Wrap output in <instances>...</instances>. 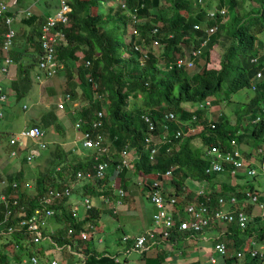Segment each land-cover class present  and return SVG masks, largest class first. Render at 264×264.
I'll use <instances>...</instances> for the list:
<instances>
[{
    "label": "trees",
    "instance_id": "trees-1",
    "mask_svg": "<svg viewBox=\"0 0 264 264\" xmlns=\"http://www.w3.org/2000/svg\"><path fill=\"white\" fill-rule=\"evenodd\" d=\"M101 1L67 0L71 5L69 20L64 23L57 22L63 39L58 40L59 43L54 47L55 58L58 60L54 74L58 72V74L61 72L64 74V79L61 81V93L65 97V103L67 100L74 102L79 90L85 104L73 109V119L81 121L77 131L79 134L87 132L91 136L97 132L103 134L111 143L107 145V156L102 154L94 159L93 155L96 151L88 150L80 159L68 160L67 153L57 147L47 158L50 167L34 179V191L27 195L23 188L17 193L15 192L17 187L13 189L9 186L6 189L7 197L10 199L17 197L19 205L25 202L24 210L30 214L44 191L58 188L64 182L69 183L79 170L93 171V164L107 161L111 166V172L102 178L93 177L85 183L81 188V196L93 197L111 205L102 209L92 204L86 210V215L79 220L71 215L64 202L54 205L56 210L60 208V211L55 213V217L53 215L59 226L55 233H51V237L61 245L69 243L72 246L73 237H76L78 242L74 248L83 253L84 264H125L128 258L117 262L114 256L120 255L126 247L133 244L135 237L125 235L131 239L125 243L123 237L121 239L123 243L118 242L119 246L125 244V248L112 254L107 250L96 251L88 243L92 238L82 240L79 233L87 232L88 226L96 233H100L98 220L101 213L117 215L116 204H123V202L136 204L134 198L136 192L131 193V185L134 182L127 176L130 169L133 170V177H139V182L133 189L135 188L138 194L147 200L154 189V183L159 184L161 194L165 195L170 193L162 184L164 182L171 184L174 187L176 200L173 203H166V206L167 209L172 210H175L174 208L182 210L187 199L191 198L192 192L184 189L189 179L208 181L213 186L214 183L220 182V191L206 190L209 193L213 191L211 206H215L219 195L232 193L256 217L247 221L244 229L238 228L235 223L227 225V230L217 238V242L224 243L226 254H218V258L215 256L217 259L215 264H264L263 253L258 252L252 255L249 251L253 240L259 245L264 242L261 241L264 220L254 210L257 203L246 196L248 192L256 194L261 199L263 192L255 189L256 185L250 180L241 182V187L236 189L238 186L229 182V168L221 173L205 172L209 165L205 153L211 147L220 146L223 149H229L233 144L240 146L244 142L249 149L244 152V155L251 160L252 151L264 145V123H262L264 79L258 82L249 101L235 111L234 124L230 123L228 116L224 113L214 119L210 118L209 112L199 109L192 111L191 108L182 106L184 102L197 106L199 102L211 99V108L213 107V111L217 112L214 108H219L220 100L216 98V94L222 90L226 79V96L243 88L251 89V79L259 69L264 67V49L261 53L256 48V34L264 31V0H250L255 1L256 5L250 6L248 10L237 9V6L245 0H215L214 7L208 3V0H164L168 4H162V0H122L127 3V9L122 5L119 6L120 9L116 10V18L115 14L111 15L109 12L104 13L98 10ZM24 4V0L9 3L4 14H13ZM136 7L138 16L133 11ZM109 9L112 11V8ZM211 10L214 11L213 15L209 14ZM51 14L53 11H45L21 19L30 26L27 27L28 34L25 32V41L28 45L31 42L32 51L30 52L25 44L22 45L25 46L23 50H20L21 45L18 42H13L9 51L11 60L17 64V79L10 81V86L16 90V99L24 97V93L28 94L31 91L33 78L42 77V72L38 71L39 38L42 24ZM114 19V23H118L117 27L120 28L121 36L115 33L114 26L108 27V23ZM4 21L5 19L0 16V62L3 57V34L6 31ZM210 26H216V29L209 34ZM253 26L257 27V31H254ZM154 27L156 29L153 32ZM221 29H226L231 40L221 56V68H215L209 66L210 50L218 43ZM128 32H130L128 36L130 40L127 44ZM204 41L205 44L202 46ZM154 42L162 45L161 54H156L148 48ZM136 44H139L141 50L146 52L143 58L141 50L135 49ZM199 47H201V53L195 60V66L202 59L204 63L198 72L190 75L186 69L177 67L175 64L169 67L177 57L182 55L183 51ZM124 53H128L126 60L123 59ZM256 56H258L257 62H252L251 59ZM159 58L164 63V67L168 66L169 69L162 71L158 64ZM137 100H141V103ZM170 111L175 114V117L168 123V130L164 131L161 129L160 122L165 120V115ZM98 112L101 116H98ZM144 115L155 124L154 134L164 136L162 143L153 154V159L150 158L151 148L147 147L145 141L150 133ZM243 118L246 119L244 124ZM58 119L59 115L55 113V109L49 108L42 112L40 121L31 122L29 128L38 127L44 132L55 124L59 129ZM93 122L101 123L98 131L92 129ZM184 122L190 123L195 130L186 128ZM188 131L191 132L188 133ZM177 133L180 135L176 136ZM195 139L200 140L197 147L192 143ZM128 146L137 155L130 167L123 165V151ZM111 147L118 153L109 151ZM132 152H129L131 158ZM22 163L24 165V162ZM56 167L60 168L56 170ZM116 170L118 175L113 179L112 176ZM168 170L171 172L170 177L165 176ZM22 177L23 169L21 168L7 180L10 184L16 180L21 183ZM2 207L4 206L0 204V208ZM9 207L12 210L15 209L12 203ZM19 218L17 215H10L2 220L0 212V230L6 231L8 227L15 226ZM68 228L73 231L71 237L67 236ZM1 235L7 236H3L6 242L0 243V264H8L11 259L20 260L25 255H36L40 260L48 262L49 259L44 252L49 253V248L42 243L30 241L24 231ZM180 237V234L173 232L168 239H165V242L177 241ZM81 243L82 247H79ZM6 247L10 252L4 251ZM236 251H241V255H235ZM146 255L147 252L142 254L143 257ZM166 256L164 251H160L155 257L149 258L146 264H160ZM62 264L65 262L63 261ZM187 264L201 263L192 261Z\"/></svg>",
    "mask_w": 264,
    "mask_h": 264
},
{
    "label": "built area",
    "instance_id": "built-area-1",
    "mask_svg": "<svg viewBox=\"0 0 264 264\" xmlns=\"http://www.w3.org/2000/svg\"><path fill=\"white\" fill-rule=\"evenodd\" d=\"M15 1V0H13ZM7 2L4 0H0V16L5 18L6 24V31L3 35V50L7 53L5 57V61L0 66V72L4 75H8L10 73V65L11 59L8 55V51L10 50L13 39H15V29H13L10 25L11 21L17 19L16 13L17 11H21L25 13V16L22 18L29 17L31 11L29 8L17 9V11L13 12V14H4L5 10L7 9ZM124 7H127L125 3H123ZM71 10V5L67 2V0H59L58 7H56L55 12L53 14L48 15L45 22L41 27V34L39 38L40 42V55L38 60V67L41 69L42 76H52L55 72V68L58 65V60L55 58L54 47L55 41L57 39H63V34L61 29L58 28L57 22H66L69 20L68 14ZM213 12H211L212 14ZM137 15V14H136ZM21 18V19H22ZM139 18V17H138ZM155 27L152 31H155ZM213 27L208 29V33H212ZM154 44H158L154 42ZM205 44V41L201 44L202 46ZM135 49L141 50L140 45L136 44ZM201 53V47L197 49H192L190 51L184 52L183 55H180L176 58V60L171 64H175L177 67L182 68H191L194 66V60L196 57L199 56ZM144 56H146V52H143ZM255 60V59H253ZM171 65L169 67H171ZM257 76H260V73H257ZM254 87V85H253ZM65 98V97H64ZM6 96L0 97V100H5ZM59 109H64V101L59 102L57 104ZM211 108V100H205L199 102L197 106H193L191 109L193 110H204ZM1 116V112H0ZM98 116H101V113L98 112ZM145 122L148 124V131L149 135L148 138L145 139L146 145L148 148H151L150 158L153 159V154L156 152L160 143H162L164 136H156L155 132V124L150 120V118L146 115ZM174 116L173 113L169 112L165 115V120L160 122L161 129L164 131L168 130V125L166 124L167 120H171ZM194 118V116H193ZM80 120L74 121L75 130L79 128ZM100 122H93L92 129L99 130L100 129ZM212 128H214V123H212ZM180 135L177 133L176 136ZM79 139L81 141V146L83 148L94 150L96 151L93 155L94 159H97L102 154L107 156V143L106 138L103 134L97 132L93 136L89 133H82L79 135ZM45 133L38 127H24L21 131L16 134H11L8 139V145L11 147V151L9 155L11 157H18L22 158L24 162L31 163L36 156L32 151L35 148V151L39 152L41 150L46 149V142H44ZM75 141V140H74ZM73 141V143H74ZM78 139L76 138L75 145L77 146ZM241 146V145H240ZM240 146L233 144L229 149H223L220 146H214L206 150L205 156L208 158L209 165L206 167V173H221L224 172L227 168H229L230 178H236V175L242 176V179L251 178L258 174L264 175V149L258 148L254 150L256 153V161L260 162V170L256 167L257 162L253 159L248 160L245 155L244 151H241ZM129 152H132L130 146H128L123 151V165L126 167L131 166V162L134 157L129 156ZM60 167H57L58 170ZM93 171L86 170V171H77L70 180V182L66 184H62L58 188L49 189L44 191V194L39 197L37 200V206L34 210L27 214L24 210L23 204L19 205V199L13 198L10 199L7 197L6 189L10 186L11 188L15 189L17 187L16 181H13L11 184L6 178L0 179V204L4 207L0 208V212L2 214V220H5L10 215H17L20 218L16 221L15 226H10L7 228L6 231H1V233H12L15 231L23 232L26 234L28 239L33 243H42L44 246L49 248V251L55 250L56 252L63 253L67 251L68 253L75 255L81 260L80 264H84V255L81 251L74 248L76 243L78 242L76 237H73L74 243L73 246L69 243L67 244H59L55 239L51 237V233H55V230L51 232H47V219L52 218L53 215L55 217V213L60 211V208L56 210L54 205L59 203H65L67 206L68 211L71 212V215L74 216L77 220L81 219L86 215V210L92 206L89 196H81L82 194V186L85 183H88L93 177L95 178H102L105 175L111 172V166H109L107 161L96 162L92 166ZM118 175V170L115 171V174L112 176L115 179ZM166 177L171 176L170 170L166 171ZM70 177V175H69ZM188 183H192L193 185H197V181L188 180ZM188 183L184 186V189L187 191L192 192V196L190 199H187V202L183 205L182 210L178 208L167 209L166 203L168 204L173 203L176 200L174 195V187L164 182L162 185L166 187L168 190V194H161L159 190V184H153V190L148 195L149 201L156 207L155 213H153V227L147 229L144 233L140 234L139 236L134 238L133 244L126 247L120 255L124 258L130 256L133 252L138 253H145L150 252L154 249V246L158 244L166 243L165 239H168L173 232L178 234H185L183 239L188 241H195L193 238L201 239L204 242L212 243V240H217L218 236L212 235V231L218 228L221 225L227 226L230 223H235L238 228H245L247 221L256 216L246 209L245 204L240 203L239 199L234 195L230 194L226 198H218L216 200V204H223L225 201L229 203L230 206L238 203L239 205L233 209L231 208H224L219 207L217 205L211 206L212 204V194L213 191L210 193L206 191L204 186L195 187V189H191ZM27 185V184H26ZM209 185V184H208ZM28 186V185H27ZM77 186L80 189V197L77 199L72 200L71 197L73 196V191ZM167 196V197H165ZM197 196V197H195ZM200 196L205 197L206 204L201 202ZM246 196L250 197L252 202H256V207L254 210H258V216H260L264 220V194L262 198L259 199L256 194H250L246 192ZM12 203L15 205V209H11L9 204ZM80 203V207H79ZM210 203V205H209ZM53 206V208L51 207ZM53 217V219H54ZM72 229H67V236H72ZM208 233H210L208 235ZM79 236L82 240L92 238L97 242H100V237L97 235L95 231L88 226V231H80ZM131 238L129 236H124V242L127 243ZM264 241V233L263 239ZM176 241H171L170 244ZM256 241L253 240L251 242V247L249 251L252 255L256 253L264 254V242L260 245L261 247L258 248L256 246ZM16 249L18 246L16 245ZM213 251L217 254H226V248L224 243L216 242ZM213 254L209 256V260L212 264L217 262V259ZM49 255L48 252H44V255ZM11 256V254H9ZM116 255L114 258L118 261L119 256ZM235 255L240 256L241 251H236ZM48 262L50 264H59L58 260L55 258H51L48 256ZM40 259L36 255L31 256H23L20 260H9L8 264H37Z\"/></svg>",
    "mask_w": 264,
    "mask_h": 264
},
{
    "label": "rangeland",
    "instance_id": "rangeland-1",
    "mask_svg": "<svg viewBox=\"0 0 264 264\" xmlns=\"http://www.w3.org/2000/svg\"><path fill=\"white\" fill-rule=\"evenodd\" d=\"M6 2L9 4L15 1L8 0ZM24 2H25L24 6H21L18 9H23V8L28 7L29 10L31 11V14L29 16H31L33 12L34 13H39L41 11L45 12V9H51V11L55 12L56 6L58 5L59 0H24ZM121 2L122 0H103L100 2L98 10L104 13L109 12V14L111 15L115 14V18H116L117 16L116 10L120 9L119 6H121ZM164 3L168 4L167 2L162 0V4ZM208 3H210V5L213 7L215 6V0H208ZM252 5H256V2L245 0L242 4L237 6V9L242 10V8H246L248 10L249 7ZM109 8H112V11ZM153 9L156 10V8H153ZM16 16H17V19L11 21L10 23L11 27L15 29V39H13V42H18V44L22 46L24 44V41L22 39H25V35L27 33L26 28L30 26H28L26 23L21 21V18L25 16V13L21 11H17ZM114 22H115V19L109 22L108 27L114 26L115 33L121 36L120 28L117 27L118 23H114ZM252 28L254 29V31H257L256 26H253ZM129 35H130V32L127 33V37ZM129 38L130 37H128L126 40L127 44H128V41L130 40ZM58 40L60 39H57L55 41V44L59 43L57 42ZM230 40H231V36L227 33L226 29H221L219 41L218 43L215 44V46L210 51L209 66L215 67V68H221V64H220L221 56L225 48L227 47V45L230 43ZM29 43L31 44V42ZM148 48L151 49L156 54H161V51H162L161 44H150ZM256 48L259 52H261L262 49H264V31L258 32L256 34ZM31 51L32 50H30V52ZM141 52H142V58H143L144 50H141ZM127 57H128V53H124L123 59L126 60ZM203 63H204V60L202 59L200 60L199 63H197L198 64L197 66H194L193 69H188L186 71L190 75L193 74L194 72H198L203 66ZM158 64L160 68L162 69V71H166L167 69H169L168 66L164 67V63L161 61L160 58L158 59ZM38 71H41V69L38 68ZM58 73L56 76L55 74H53L52 76H42V77H38L34 79L32 81V85L33 86L35 85L38 88L31 89V91H29L28 94L24 93V97L20 98L17 103L11 105L10 107L8 106L5 110L3 107L0 106V109L3 110V111H0L1 112L0 139L2 140L0 142V152H2L3 154L2 156H0V179H3V178L9 179L10 176L15 175L22 168L23 177L20 180L21 183H19L16 180L18 185H17V191L15 192L17 193L21 188L26 190L27 195L34 191V185H35L34 179L37 177V175H39L41 172L45 171L47 168L50 167L48 165L47 158L51 156L50 154L53 151V149L57 147L63 149L64 151L76 149V148H72L64 144V142L67 141L66 139L67 136L72 135L70 131H67L68 128L73 129L72 133L73 131L74 132L76 131L74 127L75 120L73 119L74 112H69L68 114H65V111L67 109H68L67 111L73 110L76 107V105L72 106V102L67 100L66 103L64 102V109H59L57 107L59 100L64 101L62 100V97L60 96V93L62 92L60 83L64 79V74L63 72H61L60 74L61 80H60V78H58L59 76ZM226 83H227V79L225 81V84ZM225 84L223 85L222 90L216 94V98L220 100V102L218 103L219 108H214L217 112L213 111V107L211 109H205L203 111L209 112L210 118H214V119H217V117L221 113H224L226 114V116H228L230 123L234 124V121L236 120V114H234L235 111L241 109V107H243V104L249 101V99L253 95V91L248 88H243L238 91L231 92L229 93V95L226 96ZM48 88H52L53 93H49L51 91H49ZM34 93H35V96L34 98H32ZM77 93L78 95L75 100L76 104H78L79 106L84 105L85 103H84V100L80 96L79 90H77ZM41 95H42V98L44 97L45 102H43V100L40 98ZM48 97L51 100L50 105L47 103ZM33 100L34 102L38 100L35 104H37V108L39 109H37L35 106H32ZM1 101L3 102L5 100H1ZM137 102L141 103V100H137ZM23 104H25V106L22 107ZM44 104H47L48 107L45 106ZM182 106L187 109L193 108V105L190 104L189 102L182 103ZM49 108H54L55 113L59 115V118H60V115H65V117L62 116L60 118L59 129L55 128V124H52L51 127L44 130V133L46 135V137L44 138V142H46L47 148L45 150H41L43 157L39 161H33V163L31 164H27L26 162H24L22 158L11 157L8 154L9 149H7V146H6L8 145L9 136L11 134L18 133L23 128L24 122H25V125H27V127H29L31 122H39L41 116L40 117L32 116L36 112L35 110L41 113L43 110H46ZM33 118H35L36 120H33ZM63 121H66V123H63ZM170 121L172 120H167L166 124L168 125ZM245 121L246 119L243 118L242 120L243 124L245 123ZM184 124H185V127L191 129V131L195 130V128L192 127L190 123L184 122ZM66 131H67V135H65V139H64L63 135H64V132L66 133ZM191 131H188V133ZM75 133L77 134L78 141L76 144L78 146L79 153L88 151L89 149L83 148L81 146V141L79 139L80 137L77 132ZM188 133L186 134L189 135ZM75 141H76V138H75ZM75 141L73 144H75ZM52 142H55V143H52ZM59 142H60V145L56 144ZM199 142H200L199 139H195L192 141V143L196 147L199 146ZM106 143L108 145H111V143H109L107 140H106ZM240 149L241 151L249 150L244 142L241 144ZM109 151H111L112 153H118V151L112 147L111 149H109ZM132 153L134 154L133 157H135L136 153L135 152H132ZM83 155L82 153H80V157H82ZM255 157H256V153L254 151L252 159L256 161ZM76 159H78V157ZM22 162H24V165ZM256 162H257L256 167L260 170L261 169L260 162L259 161H256ZM13 163H16V164H13ZM6 165H8L9 167L12 166L13 169L8 167L7 169L4 170V167ZM25 167L27 168L30 167V168L25 170ZM132 174H133V170L130 169V171L127 173V176H128V179H132V181L134 182L131 185L132 186L131 193L134 194L133 191L136 192V194H134L136 195L134 196L136 200V204L134 203L131 204L130 202H126V203L123 202V204H116L117 207L115 206L113 207H115L118 210L117 215H114L108 212H104L100 214V218L98 220V226L100 227L101 232L100 233L97 232V235L100 237L101 241L97 242L95 240H91L90 242H88L90 245L94 247L96 251L107 250L108 253L116 252L119 249L123 248V245L119 246L118 242L122 241L121 239L125 235L137 237L140 234L144 233L147 229H150L153 227V223H152L153 217L152 216H153V213H155L156 211V207H154V205L149 201V199L147 200L145 198H142V196L138 194V191L135 188L133 189V187L137 185V183L139 182V177H133ZM236 176L237 177L235 179L230 178L231 180L229 179V182L235 185L237 184L236 187L237 186L238 187L236 189H239V187H241L240 183L245 179H242V176L240 175H236ZM261 180H263L264 182V179L257 178L258 182ZM25 182L28 186L25 184ZM59 182H61V180ZM66 183L67 182H64L62 184H66ZM255 185H256L255 189L264 193V184H258V185L255 184ZM220 187H221V183L216 182L214 183V186L212 184H209L208 186L205 187V189L206 190L212 189V190L218 191ZM73 195L80 197V189L77 186H75ZM130 196H133V195L130 194ZM90 201L92 204H95L96 206L98 205V202H99L98 199L93 198V197L90 198ZM25 204L26 203L23 202V205ZM106 205L107 206L102 205V209L103 207L104 208L109 207V204H106ZM80 206L81 205L79 203V207ZM58 226L59 225L57 221H55L53 218L47 219V227H46L47 232L56 230ZM1 234H0V243L2 244L6 242L3 236H7V235H1ZM209 234L210 233H208V235ZM193 239L195 241L183 240V238L180 237L179 240L170 244L169 247L171 248V250L169 252H172L173 253L172 255L177 256V258L171 257L172 259H175V261L171 260L167 262L164 259L163 261L160 262V264H183L184 262H185L184 264H187L188 262H192V261H199L201 264H211L210 261L208 260L210 250L204 247V246L210 247L211 243L204 242L198 238H193ZM169 243H171V241ZM256 243H257L256 246L260 248L261 246L258 244V242ZM79 247H82V243L79 244ZM155 249L158 250L160 249V247L157 246L155 247ZM6 250L10 252L8 247L4 249V251ZM160 251L166 252L165 250H158L154 252L152 251L153 253L150 255V257L152 258L155 257L157 253ZM147 254H149V252ZM214 255L218 258V254L216 252H214ZM46 256L47 257L50 256L51 258L57 259L59 264H62L63 261L65 262V264H80L81 263V260L78 257L68 253L67 251H64L63 253H61V252H56L55 250L51 249L49 251V255L47 254ZM143 260H144V257L142 256L141 253L133 252L130 254L125 264H138V263L144 264ZM122 261H124V259H123V256L120 255L117 262H122ZM37 264H50V263L49 262L46 263L45 260H39Z\"/></svg>",
    "mask_w": 264,
    "mask_h": 264
},
{
    "label": "crops",
    "instance_id": "crops-1",
    "mask_svg": "<svg viewBox=\"0 0 264 264\" xmlns=\"http://www.w3.org/2000/svg\"><path fill=\"white\" fill-rule=\"evenodd\" d=\"M45 11H51V9H45ZM42 12V11H41ZM41 12H39V13H41ZM54 12V11H53ZM33 14H36V13H34L33 12ZM38 14V13H37ZM26 32H28V29L26 28ZM23 41H24V44H25V46H28L29 47V51L30 50H32V45L31 44H29L28 45V43H26V41H25V39H22ZM25 46H21V48H20V50H23V48L25 47ZM2 48H3V46H2ZM10 50H11V48H10ZM9 50V51H10ZM9 51H8V55H9ZM3 57H2V61L0 62V66L3 64V62L5 61V57L7 56V53L3 50ZM10 57V56H9ZM11 59V58H10ZM34 73H36V72H34ZM33 73V74H34ZM0 74H2V75H0V97H2V96H6V99H5V101H1L0 100V103H1V107H3L4 108V110L9 106H11V105H13V104H15V103H17L18 101H19V99H16V90H13V88L10 86V81L12 80V79H17V64L15 63V62H13L12 60H11V65H10V73L8 74V75H4L3 73H1L0 72ZM57 75V74H56ZM55 75V76H56ZM53 78V77H52ZM58 78H60V74H59V76H58ZM35 78H33L32 79V81L34 80ZM60 87H61V83H60ZM31 88L32 89H34V88H38V87H36L35 85L33 86V85H31ZM41 90V89H40ZM48 90L49 91H51V92H49V93H53L52 91H53V89L52 88H48ZM34 96H35V93L33 94V96H32V98H34ZM60 96L62 97V93H60ZM42 100H43V102H45L44 101V97L42 98V95H41V97H40ZM35 100V99H34ZM34 100H33V102H34ZM38 100H36L34 103L32 102V106H35L36 108H37V104H35L36 102H37ZM66 101V100H65ZM59 102H61L60 100H59ZM63 102V101H62ZM47 103L50 105V103H51V100L49 99V97H48V100H47ZM45 106H47L48 107V105L47 104H44ZM79 106L78 104H76V101H74V102H72V106ZM23 106H25V104H23L22 105V107ZM37 109H39V108H37ZM68 110V109H67ZM65 111V114H68L69 112H73V110H70V111ZM0 111H3V110H1L0 109ZM36 112L32 115V116H41L42 115V112L44 111H42L41 113L39 112V111H37V110H35ZM62 116H64L65 117V115H60V118L62 117ZM60 118L57 120V121H59V123H60ZM33 120H36L35 118H33ZM67 121H69V120H67ZM63 123H66V121H63ZM67 125H68V123H67ZM24 127H27V125H25V122H24V125H23V128ZM22 128V129H23ZM55 128H56V125H55ZM21 129V130H22ZM20 130V131H21ZM72 128H68V130L67 131H70L71 132V134L72 135H68L67 136V141L66 142H64V144L65 145H68L69 147H72V148H76L75 150H68V151H64L65 153H67V159L68 160H71V159H73L74 160V158H77L78 157V159H80V153H82V155L84 154V152H80L79 153V149H78V146H76L75 144H73V141L75 140V138H77V134L75 133V132H77L78 133V135H80L79 134V132L78 131H73V133H72ZM67 131H66V133L64 132V139H65V135H67ZM45 137H46V135H45ZM2 140L0 139V142H1ZM52 143H55V142H52ZM56 144H59L60 145V142L59 143H56ZM71 146H70V145ZM7 146V149H9V153H10V151H11V147H9L8 145H6ZM46 148H47V146H46ZM32 151L34 152V154L36 155V156H38L36 159H34L33 161H39L42 157H43V155H42V153H41V151H39V152H37V151H35V148H33L32 149ZM70 152V153H69ZM8 153V154H9ZM136 153V152H135ZM3 154H2V152H0V156H2ZM70 155H72V156H70ZM134 155V154H133ZM70 158V159H69ZM77 159V160H78ZM33 161L31 162V163H33ZM31 163H27V164H31ZM13 164H16V163H13ZM9 166L8 165H6L5 167H4V170L5 169H7ZM9 168H11V169H13V167L11 166V167H9ZM30 167H25V170H27V169H29ZM248 180H250V181H252V183L255 185V183L253 182V180L252 179H250V178H245V180H243V182H247ZM197 183H198V186L197 185H193L192 183H188V185H189V187L191 188V189H195V187H201V186H204V187H206V186H208V184H209V182L208 181H200V180H197ZM259 183H257V185H258ZM185 186V185H184ZM185 191H187V190H185ZM214 191V190H213ZM263 195V194H262ZM191 196H192V194H191ZM227 196H230V193H224V194H221V196H220V198H226ZM209 197H211V194L209 195ZM78 198V196H76V195H73L72 197H71V199L72 200H74V199H77ZM200 198V200H201V202H203L204 204H206V199H205V197H202V196H200L199 197ZM218 200V199H217ZM106 203L107 202H104V201H100L99 200V202H98V207H102V205L103 206H107L106 205ZM107 204H109V205H111V203H107ZM209 205H210V203H209ZM215 205H217V206H219L220 204H218V202H217V204L215 203ZM239 204L238 203H236V204H234V205H232V206H230L229 205V203L228 202H224L223 204H221L219 207L221 208V207H224V208H231V209H233L234 210V208L235 207H237ZM256 212H258V210H255ZM227 230V226H224V225H221V226H219L218 228H216L214 231H212V235H216V236H220V235H222L225 231ZM181 235V237L182 238H184V236H185V234H180ZM178 236V235H177ZM183 240H186V239H183ZM122 242V241H121ZM217 242V240H212V243H211V245H212V247L210 246V247H206V246H204L205 248H208L209 250H210V253H209V256H210V254H212V251H213V247H214V245H215V243ZM123 243V242H122ZM157 246H159L160 247V249H158V250H165L166 252L165 253H167V257H165V261L167 262V261H171V260H173V261H175V259H172L171 257H175V258H177V256H175V255H172L173 253L172 252H169L170 250H171V248L169 247V243H162V244H158ZM156 246V247H157ZM125 248V244L123 245V248L122 249H119L118 251H116V252H112V254H116L117 252H119V251H121V250H123ZM158 250H156L155 248L152 250L153 252L154 251H158ZM149 252V254H147L145 257H144V260H143V263L144 264H146V261L149 259V258H151L150 257V255L153 253V252ZM148 253V252H147ZM171 255V256H170ZM129 257V256H128ZM127 257V258H128ZM185 263V262H184ZM183 263V264H184ZM138 264H141V263H138ZM218 264V263H217Z\"/></svg>",
    "mask_w": 264,
    "mask_h": 264
},
{
    "label": "clouds",
    "instance_id": "clouds-1",
    "mask_svg": "<svg viewBox=\"0 0 264 264\" xmlns=\"http://www.w3.org/2000/svg\"><path fill=\"white\" fill-rule=\"evenodd\" d=\"M123 3H125L126 4V6H127V3L125 2V1H123L122 3H121V5H122V7H124L123 6ZM126 9H127V7H125ZM223 10V9H222ZM134 12H135V14H137V16H138V9H137V7L135 8V10H133ZM211 12H213L212 14H211ZM209 14H211V15H213L214 14V11L213 10H211L210 12H209ZM196 26H197V24H196ZM210 27H213V31L212 32H214L215 31V29H216V26H210ZM210 27H208V29L210 28ZM215 46V45H214ZM213 46V47H214ZM193 49V48H192ZM192 49H189V50H185V51H183V53H182V55L184 54V52H186V51H190V50H192ZM211 51V50H210ZM264 52V51H263ZM263 52H261V53H263ZM197 58V57H196ZM196 58H195V60H196ZM253 59H255V60H253ZM195 60H194V66H195ZM257 60H258V56H256V57H253L252 59H251V61L252 62H257ZM162 61V60H161ZM174 65V64H173ZM172 66V65H171ZM194 66L193 67H191V68H186V70H188V69H193L194 68ZM185 69V68H184ZM263 70H264V67L263 68H261V69H259L256 73H255V75L253 76V78L251 79V81H250V90H252V91H254L255 89H256V87H257V84H258V82H260L262 79H264V74H263ZM257 73H260V76L258 77L257 76ZM253 85H254V87H253ZM64 100V99H63ZM211 100V99H210ZM192 109V108H191ZM205 110V109H204ZM171 112V111H170ZM169 113V112H168ZM167 113V114H168ZM171 113H173V112H171ZM174 114V113H173ZM174 116H175V114H174ZM262 123H264V116H263V120H262ZM263 148L264 149V145L262 144L261 146H259V147H257L255 150H257L258 148ZM132 149V148H131ZM254 152V150L252 151V153ZM134 156V155H133ZM134 158H137V155L134 157ZM257 178H262V179H264V175L263 174H258V175H256V176H253V177H251L250 179H252L253 180V182L255 183V184H257V183H259V184H264V182H263V180H261V181H257ZM243 182V181H242ZM221 190V187L219 188V190L218 191H220ZM230 194H232V193H230ZM264 194V193H263ZM219 196H221V195H219ZM219 196H218V198H219ZM264 233V232H263ZM125 259V258H124Z\"/></svg>",
    "mask_w": 264,
    "mask_h": 264
},
{
    "label": "water",
    "instance_id": "water-1",
    "mask_svg": "<svg viewBox=\"0 0 264 264\" xmlns=\"http://www.w3.org/2000/svg\"><path fill=\"white\" fill-rule=\"evenodd\" d=\"M64 99V96L62 95V100Z\"/></svg>",
    "mask_w": 264,
    "mask_h": 264
},
{
    "label": "bare ground",
    "instance_id": "bare-ground-1",
    "mask_svg": "<svg viewBox=\"0 0 264 264\" xmlns=\"http://www.w3.org/2000/svg\"><path fill=\"white\" fill-rule=\"evenodd\" d=\"M231 180V179H230ZM237 185V184H236Z\"/></svg>",
    "mask_w": 264,
    "mask_h": 264
}]
</instances>
